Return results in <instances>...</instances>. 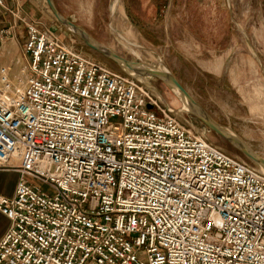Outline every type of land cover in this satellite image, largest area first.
<instances>
[{
  "label": "built area",
  "instance_id": "obj_1",
  "mask_svg": "<svg viewBox=\"0 0 264 264\" xmlns=\"http://www.w3.org/2000/svg\"><path fill=\"white\" fill-rule=\"evenodd\" d=\"M8 10L28 74L0 86V167L18 173L0 264H264L263 172Z\"/></svg>",
  "mask_w": 264,
  "mask_h": 264
},
{
  "label": "rangeland",
  "instance_id": "obj_2",
  "mask_svg": "<svg viewBox=\"0 0 264 264\" xmlns=\"http://www.w3.org/2000/svg\"><path fill=\"white\" fill-rule=\"evenodd\" d=\"M52 2L62 17L108 50L153 67L158 70L154 71L158 77L168 71L214 122L264 159V0ZM32 3L35 15L25 14L30 20L53 31L63 43L89 59L126 75L61 24L45 0ZM14 7L19 8L16 4ZM140 78L158 104L165 106L185 128L259 169L185 110L162 78ZM32 181L48 191L46 185Z\"/></svg>",
  "mask_w": 264,
  "mask_h": 264
},
{
  "label": "crops",
  "instance_id": "obj_3",
  "mask_svg": "<svg viewBox=\"0 0 264 264\" xmlns=\"http://www.w3.org/2000/svg\"><path fill=\"white\" fill-rule=\"evenodd\" d=\"M4 3L5 7H0V29L14 26L8 29L9 35L0 39V86L6 84L12 89H20L28 74L26 58L22 52L26 32L24 24L17 21L8 9L28 16L35 15L36 10L32 9V0H4ZM15 4L19 6L18 9L14 7ZM17 180L16 170L0 167V194L11 197ZM8 224V219L0 213V239Z\"/></svg>",
  "mask_w": 264,
  "mask_h": 264
},
{
  "label": "water",
  "instance_id": "obj_4",
  "mask_svg": "<svg viewBox=\"0 0 264 264\" xmlns=\"http://www.w3.org/2000/svg\"><path fill=\"white\" fill-rule=\"evenodd\" d=\"M47 3L48 8L51 10L54 17L63 24L69 31L73 32L77 35L83 43L91 48L92 50L98 52L105 58L113 61L117 66H119L126 75L139 79L140 76H153L159 78L156 73L154 72L153 67L145 66L136 61L127 60L116 53L108 50L107 48L103 47L102 45L98 44L96 41L91 39L83 30L78 28L69 20L65 19L58 13L56 10L52 0H45ZM167 79L170 84H168L171 89L178 95L180 98L184 108L189 110L194 114L197 119H199L209 130L216 133L218 136L223 138L235 151L246 157L250 162L256 165L258 168L262 167L264 169V159L257 155L254 151L248 148L242 141L238 138L230 135L224 129H222L216 122H214L206 112H204L194 101L184 92V90L180 87L178 82L175 78L167 71ZM186 102H184V98ZM148 107H150L148 105ZM261 171V169L259 168ZM263 171V170H262ZM261 171V172H262ZM264 173V172H263Z\"/></svg>",
  "mask_w": 264,
  "mask_h": 264
},
{
  "label": "bare ground",
  "instance_id": "obj_5",
  "mask_svg": "<svg viewBox=\"0 0 264 264\" xmlns=\"http://www.w3.org/2000/svg\"><path fill=\"white\" fill-rule=\"evenodd\" d=\"M115 7H116V1L111 5V10H112V12H114ZM131 50H132V49H131ZM133 51H134V50H133ZM159 69L164 70L163 67H160ZM154 71L157 73L158 70L155 69ZM166 74H167V72H164V74L160 75L159 77L162 78L163 82H165V83H167V84H170V83L168 82V79H167V75H166ZM138 78H139V80L141 79L140 77H138ZM142 79H143V78H142ZM150 87H151V86H150ZM183 98H184V97H183ZM183 100H184V102H186V99H185V98H184ZM185 110H186V109H185ZM228 133H229V132H228ZM229 134L232 135V133H229ZM232 136H233V135H232ZM259 168L261 169V171L263 170L262 172H264V169H263L262 167H259Z\"/></svg>",
  "mask_w": 264,
  "mask_h": 264
}]
</instances>
